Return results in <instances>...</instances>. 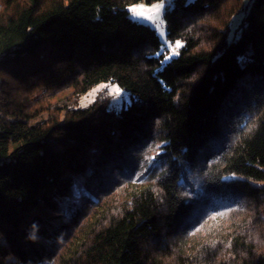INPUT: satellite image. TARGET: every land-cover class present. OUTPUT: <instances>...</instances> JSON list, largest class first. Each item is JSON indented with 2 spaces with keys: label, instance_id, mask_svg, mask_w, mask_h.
I'll use <instances>...</instances> for the list:
<instances>
[{
  "label": "trees",
  "instance_id": "1",
  "mask_svg": "<svg viewBox=\"0 0 264 264\" xmlns=\"http://www.w3.org/2000/svg\"><path fill=\"white\" fill-rule=\"evenodd\" d=\"M156 1L0 0V264H264V0Z\"/></svg>",
  "mask_w": 264,
  "mask_h": 264
},
{
  "label": "rangeland",
  "instance_id": "2",
  "mask_svg": "<svg viewBox=\"0 0 264 264\" xmlns=\"http://www.w3.org/2000/svg\"><path fill=\"white\" fill-rule=\"evenodd\" d=\"M170 2L171 0H159L151 4L137 3L127 7L128 16L131 20L147 25L155 30L158 39L162 43L163 63L177 57L183 46L181 41L170 43L166 40L165 24L162 16L166 6L169 5ZM158 5H162L159 12L155 11ZM140 12H143V15H137V13ZM245 14L246 11H243L232 17L227 36L228 42L238 37L240 32L239 25ZM177 44H179V47H177ZM102 94L108 97L109 108L115 111L120 110L123 105H127L130 102L129 94L121 90L116 84L101 83L83 95L78 101V106L85 107L93 102L96 96Z\"/></svg>",
  "mask_w": 264,
  "mask_h": 264
},
{
  "label": "snow or ice",
  "instance_id": "3",
  "mask_svg": "<svg viewBox=\"0 0 264 264\" xmlns=\"http://www.w3.org/2000/svg\"><path fill=\"white\" fill-rule=\"evenodd\" d=\"M160 7H162V5H158V6H156L155 11L159 12ZM137 15H143V12L137 13ZM149 18H150V17H149ZM177 47H179V44H177Z\"/></svg>",
  "mask_w": 264,
  "mask_h": 264
}]
</instances>
